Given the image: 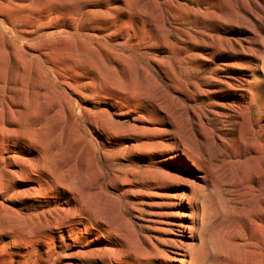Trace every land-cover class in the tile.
I'll return each instance as SVG.
<instances>
[{"label": "rangeland", "instance_id": "rangeland-1", "mask_svg": "<svg viewBox=\"0 0 264 264\" xmlns=\"http://www.w3.org/2000/svg\"><path fill=\"white\" fill-rule=\"evenodd\" d=\"M139 102L209 163L201 250L181 189L130 150ZM179 242L264 264V0H0V264H178Z\"/></svg>", "mask_w": 264, "mask_h": 264}, {"label": "bare ground", "instance_id": "bare-ground-1", "mask_svg": "<svg viewBox=\"0 0 264 264\" xmlns=\"http://www.w3.org/2000/svg\"><path fill=\"white\" fill-rule=\"evenodd\" d=\"M241 87L243 88V85ZM240 90L245 89L240 88ZM239 99L241 102L244 101L245 96L243 93L239 95ZM125 108L130 109L129 111L135 115L134 120L136 123L148 124L149 126V128L132 127L136 144L130 150L134 151L144 148L147 152V158L153 161V164L160 166L158 172L161 173L163 178L161 182L163 190L174 192L178 188L181 189L182 192L176 198L172 194H168L167 197L173 199L174 202L178 201L177 205L179 203L186 204V208L192 211V214L195 213V215L190 217L189 224L179 222L175 223V226L180 230L187 229L189 231L188 238H192L190 233L197 229V223L200 224L198 250H201L204 245L201 230L204 227L205 220L202 216H199L203 208L200 205V198L197 194L207 186L211 177V170L209 163L201 160L200 143L197 140V136L185 134L179 130L177 122L161 107L154 106L151 110L146 103L139 102L127 105ZM98 145L100 144L98 143ZM122 183L126 186L134 185L135 187L138 184L137 182L131 184L128 180H123ZM203 185L205 186L203 187ZM126 194L135 197L136 193L133 189L128 188ZM76 215L80 226L77 239L79 245L84 248L85 235H88L92 230H96V228L92 223V219L86 216L85 206L81 201ZM180 242L177 245V251L170 252V256L167 257L168 260L178 264H201L202 258L198 256L197 251L193 250V243Z\"/></svg>", "mask_w": 264, "mask_h": 264}]
</instances>
